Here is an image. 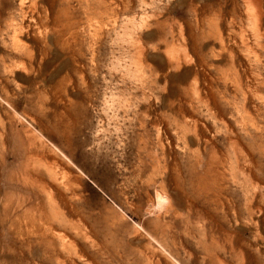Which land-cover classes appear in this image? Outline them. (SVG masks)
Wrapping results in <instances>:
<instances>
[{
    "label": "rangeland",
    "instance_id": "374dc122",
    "mask_svg": "<svg viewBox=\"0 0 264 264\" xmlns=\"http://www.w3.org/2000/svg\"><path fill=\"white\" fill-rule=\"evenodd\" d=\"M46 6L36 60L0 65V264H264L249 0Z\"/></svg>",
    "mask_w": 264,
    "mask_h": 264
},
{
    "label": "bare ground",
    "instance_id": "6f19581e",
    "mask_svg": "<svg viewBox=\"0 0 264 264\" xmlns=\"http://www.w3.org/2000/svg\"><path fill=\"white\" fill-rule=\"evenodd\" d=\"M46 0H20L18 4L17 16L12 15L7 19H0V38L2 46L0 47V65L5 76L13 77L17 73H25L24 66L21 65H7L6 60H36V55L32 51L30 44V36L40 33L41 29L55 27L61 24L62 21L57 19L52 26L47 14ZM101 9L92 8L91 10L98 13L103 10L107 12L106 8ZM250 10L247 13V19L253 25V34L255 40L250 45L244 42L243 45L248 47L256 46V48H263L264 43V1L263 0H249ZM170 60V64L175 59ZM53 198H50L52 201ZM163 202L162 197H159L158 205ZM262 236V235H261ZM231 237V236H230ZM261 244H263V237H259ZM234 239V237H233ZM259 240V239H258ZM152 255V254H150Z\"/></svg>",
    "mask_w": 264,
    "mask_h": 264
}]
</instances>
